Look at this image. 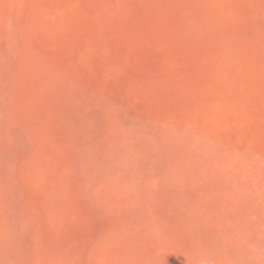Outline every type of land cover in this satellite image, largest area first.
<instances>
[{
    "label": "rangeland",
    "instance_id": "374dc122",
    "mask_svg": "<svg viewBox=\"0 0 264 264\" xmlns=\"http://www.w3.org/2000/svg\"><path fill=\"white\" fill-rule=\"evenodd\" d=\"M0 264H264V0H0Z\"/></svg>",
    "mask_w": 264,
    "mask_h": 264
}]
</instances>
